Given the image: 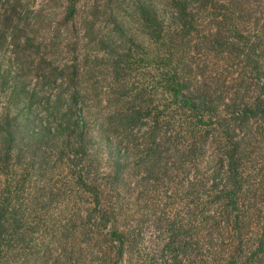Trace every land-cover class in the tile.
<instances>
[{
    "label": "trees",
    "instance_id": "obj_1",
    "mask_svg": "<svg viewBox=\"0 0 264 264\" xmlns=\"http://www.w3.org/2000/svg\"><path fill=\"white\" fill-rule=\"evenodd\" d=\"M81 1L0 0V264H264V0Z\"/></svg>",
    "mask_w": 264,
    "mask_h": 264
},
{
    "label": "rangeland",
    "instance_id": "obj_2",
    "mask_svg": "<svg viewBox=\"0 0 264 264\" xmlns=\"http://www.w3.org/2000/svg\"><path fill=\"white\" fill-rule=\"evenodd\" d=\"M26 6L32 10V12H37L39 9H43L40 14L41 23L38 24L39 30L37 31V38L42 39L44 41H48V37L51 35V28L47 29L44 24L46 21L55 20L61 13L64 1L65 0H22ZM90 2L88 0L81 1L80 8H82L83 13H87V8ZM113 10H117L114 8ZM112 11V10H111ZM118 13L112 11L115 15V18L119 21V28L114 27V23L112 21V16L107 17L105 15H101L96 25L94 27V39H93V29L89 32V37H85L84 32L79 30V28H74L71 32L63 31L61 40L63 43L65 40H70L72 38H76L79 40V43L76 45V51L80 54V56H88L90 59L97 58L99 61V70H103L105 64L107 63V59L113 56V52L115 50H119L123 48V43L120 41L124 38L123 35H129L131 32H137V24L134 20L135 16L132 15L130 9L125 6H121L118 10ZM37 25V24H36ZM122 30V33L120 32ZM91 40L89 41L88 39ZM120 41V42H119ZM60 58L61 60H67L70 56L66 52H61ZM8 65V60L4 59L2 62V66L5 67ZM105 77V72L103 75L97 73V78L102 80V77ZM96 86L99 87L100 91L104 94L108 85L103 81L97 82ZM97 88V87H96ZM102 94V96H103ZM106 95H104L105 98ZM2 99V95L0 96V100ZM4 103L0 101V107H2ZM107 165H102V168H106Z\"/></svg>",
    "mask_w": 264,
    "mask_h": 264
}]
</instances>
